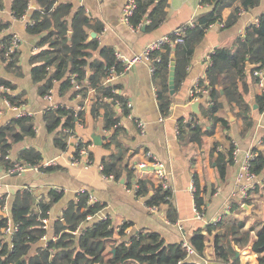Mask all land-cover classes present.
Instances as JSON below:
<instances>
[{
    "label": "trees",
    "instance_id": "trees-1",
    "mask_svg": "<svg viewBox=\"0 0 264 264\" xmlns=\"http://www.w3.org/2000/svg\"><path fill=\"white\" fill-rule=\"evenodd\" d=\"M39 9L35 10L28 23L29 34L38 37L36 43L39 51L32 56V78L38 84V93L45 97L54 90L55 84L60 82L59 94L72 93V98L80 97V106L84 100L90 98L89 91L93 89L92 111L95 115L104 109L105 128L112 131L107 138V148L110 149L103 160L101 171L107 177L121 179L126 177L128 186H134L133 180L137 169L130 163V149L118 140L122 131L121 117L117 115L115 106L120 105L124 115H130L129 106L120 94V86L108 80L114 74L125 70L126 64L117 57L113 47L101 46L97 39L90 38V31L101 32V24H92L83 6H76L70 1L37 0ZM260 0H202V4L209 8L197 15L194 21L182 27L180 36L183 42H177L179 34L173 32L168 36L161 49L151 54L154 76L158 84H162L159 92L160 108L164 116L169 115L172 95L169 88V72L171 62H176L175 88L187 76L197 43L203 39L207 29L216 23H224L225 28L233 27L239 19V11H249L259 5ZM236 5V6H234ZM234 6L231 15L224 21L222 13L225 8ZM4 7L0 0V9ZM30 0H12L11 10L19 19L27 14ZM168 0H135V8L129 23L133 27L146 25L147 31L157 29L168 19ZM9 23L0 24V31L7 29ZM12 42V35L0 39V57L6 63L8 71L20 69L19 50L6 58L5 53ZM175 55L173 59L172 56ZM160 61H157V58ZM250 67V68H249ZM264 68V15L259 17L257 24L251 25L244 36L234 43V49L218 48L210 56V65L206 80L199 81L200 88L208 89V96L202 92H195V97L205 98L202 105V118L209 119L212 134L216 124L227 125V121L218 116L224 107L220 100L225 97L231 109H238L243 121L242 134L253 127L250 115L251 106L245 95L249 92V77L258 81L254 72ZM90 70V71H89ZM208 81V84L206 82ZM0 86L10 89L15 86L4 79H0ZM79 86L77 89L76 87ZM224 92V94L221 93ZM166 92V94H164ZM7 98L15 106L25 107L27 100L23 94L12 95L0 93V102ZM263 100L264 96L259 97ZM77 109L66 108L62 105L48 108L44 113V122L49 132H56L55 146L64 149L69 144V133L66 128L77 125L75 113ZM81 122L84 120V110L80 112ZM190 124L179 122L180 136L191 142L203 145L205 132L204 124L194 116ZM36 135L33 116H21L0 126V167L11 169L16 163L25 166H38L40 171L50 172L58 170L59 166L42 165L43 155L35 147H27L17 152L16 159L10 158L12 148L27 137ZM88 142L78 140L74 151V158H80V150L87 148ZM232 151V150H231ZM250 160L251 170L257 176L264 169V154L255 151ZM232 160V152L229 153ZM93 161V153L89 152ZM217 166L222 179L227 173L226 155L220 156ZM196 191L195 204L203 213L207 200L201 193L197 178L194 176ZM136 194L147 197V205L157 207L166 205L167 218L171 223L177 221L176 209L171 198V190L164 189L160 184L156 186L153 180L141 178L136 181ZM250 192V190H249ZM50 199L43 201L36 208L34 196L25 189L17 193L12 204L10 214L2 211L6 205L5 196L0 197V264H200L196 262L187 249L179 244H166L165 240L155 232L142 231L130 237L129 241L114 239V228L110 219L88 220V216H96L102 209L100 203L89 204V192L79 194L77 202H71L63 212L62 219L53 226L54 239L49 238L46 244L39 246L32 253L35 246L43 241L48 228L43 227L42 220L49 218L52 206L62 197V192L51 190ZM247 198L244 200L248 202ZM240 207V204H237ZM11 220L19 226L11 238L5 237L2 229ZM244 222L218 223L211 225L208 233L203 230L194 231L189 238V245L199 256L205 255L209 236L214 234L212 245L215 264H240L237 256L239 249L249 247L255 233L256 238L252 250L258 256V263L264 264V223L254 225L243 231ZM123 226L118 233L125 236ZM115 240L112 250L107 251V243ZM12 246V247H11Z\"/></svg>",
    "mask_w": 264,
    "mask_h": 264
},
{
    "label": "crops",
    "instance_id": "crops-1",
    "mask_svg": "<svg viewBox=\"0 0 264 264\" xmlns=\"http://www.w3.org/2000/svg\"><path fill=\"white\" fill-rule=\"evenodd\" d=\"M59 1H70L76 6H83L92 19L91 23L103 26L99 33L90 31L89 40L97 39L101 46L113 47L123 62L141 54L152 42L168 37L184 25L190 24L197 15L209 8V5L202 4V0H168L167 21L157 29L147 31L145 24L133 27L123 20L124 7L130 0ZM3 2L4 7L0 9V24L9 23V26L0 31V39L13 34L20 36L21 68L15 72L8 71L6 63L0 57V79L7 80L15 86L10 94H23L27 105L22 107V110L33 116L36 129L34 137H27L12 148L10 158L16 159L20 149L35 147L43 155L42 163L54 160L55 163L51 166H59L58 170L50 172L29 169L23 173H9V170L0 167V197L5 196L7 215L10 214L16 195L21 190H30L36 208H39L41 202L50 199L51 190L59 189L62 192L61 199L49 212V229L46 238L33 248L32 253L39 246L46 244L49 238L54 239V223L62 219L64 210L71 202L79 200L81 189H86L102 205V209L94 219H110L115 230L114 239L117 241L120 239L129 241L135 234L148 231L159 234L166 244L182 243L184 246V243L189 244L188 240L194 231L202 229L203 233L207 234L209 226H216L221 222H244L243 231L264 223V169L251 181L240 180L247 154L255 151L264 154V99H259L264 96V87L259 85V79L255 83L251 75H248L250 90L245 95V99L252 108L250 115L253 119V127L244 135L239 111L231 109L225 97L220 100L224 107L219 111L218 116L225 119L227 125L217 123L212 134L206 133L211 129L209 119L202 118L201 108L204 102L199 107L200 116L191 109V104L197 101L191 99L193 90L200 80H206L211 54L218 48L234 49L236 40L244 38L247 29L257 24L259 17L264 15V0H260L259 5L249 11L240 10L235 26L225 28L224 23H216L207 29L203 39L197 43L187 67L186 78L177 89L175 88L174 94L170 91L172 104L169 107V115L164 116L161 111L159 92L162 84L156 82L148 63L135 62L109 82L119 85L120 94L127 104L131 103L129 109L132 117L124 115L118 103L115 106L123 128L118 134V140L130 149L129 161L132 165L145 161L147 151L153 152L163 161L169 177L172 202L176 209L175 223H171L167 218L166 205L150 208L147 205L148 198L136 194L135 183L141 178L153 180L156 186L159 184L155 169L147 168L146 171L138 169L133 180L134 186H128L125 176L117 180L107 177L101 171L102 160L111 151L106 146L109 130L105 128L104 109L99 110L97 115L92 111L95 91L91 92L90 89V98L83 102L84 120L75 127L73 133L75 138L69 137V144L64 149L55 146L56 132L47 130L44 122L45 111L58 105L77 109L81 98H72L71 92L60 95V82L55 84L51 102L39 95L38 84L32 78L31 64L32 56L39 51L36 47L38 37L27 31L32 13L39 9L38 1L30 0L29 11L25 14L26 20L18 19L12 12V0H3ZM234 6L224 9L222 13L224 21L231 15ZM92 33H96V36L93 37ZM203 89L207 90L203 93L204 97H207L209 91L205 87ZM221 93L224 94L223 91ZM204 97L200 99H205ZM194 116L203 119L201 120L205 132L203 145L180 136L179 122L182 120L190 124L191 121L194 122ZM15 118H18V111L9 108L2 100L0 126ZM138 121L143 122L144 132L138 128ZM94 136L100 137L97 140L100 143L95 142ZM78 140L89 143L93 153V163L90 166L72 163L71 157L76 149L75 142ZM231 152L232 160L229 155ZM222 155H226L227 162L224 179L221 178L217 166V160ZM194 176L197 178L202 195L208 201L203 210V219L200 220L195 218V198L190 190ZM243 182H247L250 190L247 203L244 202L246 199L242 198L240 191ZM237 204H240V207H237ZM245 205L249 208L244 207ZM123 226H126L125 236L118 233ZM215 233L216 230H213L212 235L209 236L203 257L197 253L192 255L196 262L215 264L212 245ZM252 236L249 247L242 250L236 247L240 264H259L258 256L252 250L255 233ZM114 243L115 240L107 243V251L112 250Z\"/></svg>",
    "mask_w": 264,
    "mask_h": 264
},
{
    "label": "built area",
    "instance_id": "built-area-1",
    "mask_svg": "<svg viewBox=\"0 0 264 264\" xmlns=\"http://www.w3.org/2000/svg\"><path fill=\"white\" fill-rule=\"evenodd\" d=\"M134 8H135V0H130L127 5L124 7V10H123V20L127 23H129V20L130 18L132 17L133 15V11H134ZM19 19H22V20H26L27 19V16L26 15H23L21 18ZM130 24V23H129ZM178 34H179V38L177 39V42H183V38L180 36V34L182 33V28H180L179 30L176 31ZM169 39L168 37H165V38H162L160 40H157L155 42H152L151 44H149L145 49L144 51L141 53V54H138L136 56H134L132 59H130L129 61L127 62H124L126 64V67L125 69H129L130 66H132L135 62H146L150 65V68H151V72L154 73V67L152 65V57H151V54L153 52H155L156 50H159L161 49L162 45L165 43V42H168ZM21 47V38L19 35L17 34H13L12 35V42L10 44V46L7 48V51L5 53V56L6 58H9L11 56V54H13L14 52L18 51ZM119 59L121 58V56H117ZM157 61H160V58L158 57L156 59ZM254 75L257 76V78L259 79V85L261 87H264V68L263 69H259V70H256L254 72ZM116 76V74L112 75L110 77V79L108 80V82H111ZM77 89L79 88V86L76 87ZM11 89L8 88V87H5V86H0V93H10ZM94 91L93 89H91V92ZM53 90L49 93V95H46L45 96V99L46 100H49L50 102L52 101V98H53ZM195 92H202V93H206L207 90L206 89H203V88H200L199 87V83L196 84L194 90H193V94L192 96L194 95ZM199 98L198 97H195L193 100H198ZM3 102L9 107V108H12L16 111H18V117H21V116H30L31 114L27 111H23L22 110V107L20 106H15L14 104H12V102L10 100H8L7 98H3ZM131 103H128V106L130 107ZM84 110V106H79L76 110V113H75V118H76V123L77 125L81 124V117H80V112H82ZM130 117L131 114L129 115ZM76 125V126H77ZM137 126L138 128L141 130V132H144V124L142 121H138L137 122ZM66 132L69 133V136L70 138L74 139L75 138V135L73 134L74 131H73V128H66L65 129ZM112 133V131H109L107 133V136H110ZM76 145L78 143V141L75 142ZM90 146H88L87 148H82L80 150V158L79 159H75L74 156L72 155L71 159H72V163L73 164H82L84 166H90L93 161L90 160L89 158V152H90ZM236 152V150L234 151V153ZM256 154L254 152H251V153H248L247 156H246V159L243 163V167H242V173L240 175V180L241 181H251L252 179L255 178V174L252 172L251 170V165H250V160L252 158H254ZM145 158L146 160L135 165V168L138 170H144V169H147L149 168L150 166L153 167V169H155V172L159 178V184L164 188V189H170V184H169V177H168V173L165 169V165L163 163L162 160H160L153 152L151 151H147L145 153ZM55 161L52 160V161H48V162H43L42 165L44 167H47V166H51V165H54ZM29 169H33V170H39L38 166H34V167H30V166H25V165H21L19 163H16L11 169H9V173H23ZM190 190L191 192L194 194L195 191H196V186H195V183L192 182L191 184V187H190ZM57 191H60L59 189H57ZM87 190L86 189H81L80 190V193H84L86 192ZM240 191H241V194H242V198L244 199H247L248 198V193H249V185H247V182L244 183L241 185V188H240ZM88 192V191H87ZM88 202L89 204L91 205H94L96 203H98V200L92 195L89 193V198H88ZM6 210H7V206L5 205L3 208H2V211L6 213ZM95 218V216L93 215H90L88 216V220H93ZM195 218L200 220V219H203V213L198 209V207L195 205ZM42 223H43V227L44 228H48L49 227V220L48 218H44L42 220ZM19 226L17 225H14L11 220H9L7 222V225L2 229V233L5 235V237L7 238H11V236L17 232ZM46 237H44L43 239H45ZM12 247V246H11ZM184 247L187 249V251L189 252V254L192 256L195 254V251L191 248V246L188 244V243H184ZM206 264H214V263H210V262H206Z\"/></svg>",
    "mask_w": 264,
    "mask_h": 264
},
{
    "label": "water",
    "instance_id": "water-1",
    "mask_svg": "<svg viewBox=\"0 0 264 264\" xmlns=\"http://www.w3.org/2000/svg\"><path fill=\"white\" fill-rule=\"evenodd\" d=\"M92 36L95 37L96 33H92ZM172 58L174 59L175 55H173ZM175 70H176V63L173 60L171 62L170 78H169V85H170L171 94H174V92H175ZM203 102H204V99H199V100H197L191 104V109L193 110L194 113H196L199 116H200L199 107H200L201 103H203ZM98 139H100L99 136H94V140L97 144L100 143V142H97ZM148 170H153V168H148ZM144 171H146V169H144ZM244 207L249 208L248 205H245Z\"/></svg>",
    "mask_w": 264,
    "mask_h": 264
}]
</instances>
